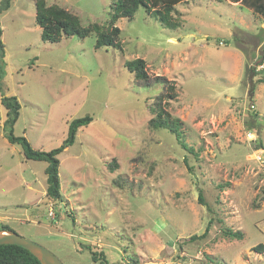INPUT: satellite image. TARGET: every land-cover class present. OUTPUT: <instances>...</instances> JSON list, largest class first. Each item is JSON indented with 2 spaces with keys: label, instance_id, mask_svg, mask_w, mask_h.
I'll list each match as a JSON object with an SVG mask.
<instances>
[{
  "label": "rangeland",
  "instance_id": "374dc122",
  "mask_svg": "<svg viewBox=\"0 0 264 264\" xmlns=\"http://www.w3.org/2000/svg\"><path fill=\"white\" fill-rule=\"evenodd\" d=\"M35 1L0 0V229L66 264H100L90 248L109 264H264V0H190L176 30L140 7L116 23L122 48H96L95 34L43 41ZM47 2L87 25L108 21L116 0ZM136 58L149 84L125 66ZM158 79L173 85L162 104L193 153L150 126ZM3 96L21 103L14 135L44 151L93 117L59 155L61 199L47 198V162L9 142Z\"/></svg>",
  "mask_w": 264,
  "mask_h": 264
},
{
  "label": "trees",
  "instance_id": "16d2710c",
  "mask_svg": "<svg viewBox=\"0 0 264 264\" xmlns=\"http://www.w3.org/2000/svg\"><path fill=\"white\" fill-rule=\"evenodd\" d=\"M13 0H3L2 8L8 9ZM190 0H116L110 11V17L105 23L90 22L83 25L80 16L60 6L59 4H49L47 0H36V23L42 28V39L50 43H56L61 40L63 36L77 35L80 38H85L91 34L96 35V48L103 46H113L122 48L120 40L121 29L116 25L117 21L122 17L133 19L135 12L143 7L145 13L158 20L162 26L176 30L180 26L181 13L177 6L186 3ZM226 1V0H218ZM260 10V6L258 7ZM264 13V6L261 8ZM3 47V43L0 40ZM264 59V56L263 58ZM125 66L134 73L136 79L145 84H149V75L146 69V62L143 58H136L128 60ZM156 82L167 84L166 81L159 79ZM173 85L167 84L165 92L158 96V100L152 112L153 118L150 120L152 128H166L174 133L177 141L189 153H193L191 148L183 138L182 125L183 121L178 117H173L163 106L162 100L164 98L174 99L176 93H172ZM1 103L5 108V118L3 120V130L7 133L10 143H19L23 147V153L28 160L46 161L47 166L45 173L47 175V198L54 200L61 199V181H60V159L59 155L70 145L74 144L76 135L79 129L87 126L93 121L91 115L74 118L68 127V135L63 140L62 144L50 151H44L34 148L25 136H15L14 126L20 116L21 103L16 96H3ZM169 103V100H166ZM195 155L197 153L195 152ZM222 186V185H221ZM228 186V184H227ZM200 200L203 197L200 194ZM2 228L10 229L8 226ZM208 231L210 230L207 228ZM225 234L231 238H242L243 233L240 230H225ZM200 235H193L189 240L200 238ZM92 259L94 262L100 264H109L103 250H94L90 248ZM256 251L263 252L264 245L258 244L255 247ZM0 264H42L36 256H34L28 249L16 244H0Z\"/></svg>",
  "mask_w": 264,
  "mask_h": 264
},
{
  "label": "water",
  "instance_id": "95a60500",
  "mask_svg": "<svg viewBox=\"0 0 264 264\" xmlns=\"http://www.w3.org/2000/svg\"><path fill=\"white\" fill-rule=\"evenodd\" d=\"M0 244H16L28 249L42 264H66L45 245L17 233L12 229H0Z\"/></svg>",
  "mask_w": 264,
  "mask_h": 264
},
{
  "label": "built area",
  "instance_id": "2783aa9c",
  "mask_svg": "<svg viewBox=\"0 0 264 264\" xmlns=\"http://www.w3.org/2000/svg\"><path fill=\"white\" fill-rule=\"evenodd\" d=\"M259 161H260L261 163H264V158L259 157Z\"/></svg>",
  "mask_w": 264,
  "mask_h": 264
}]
</instances>
